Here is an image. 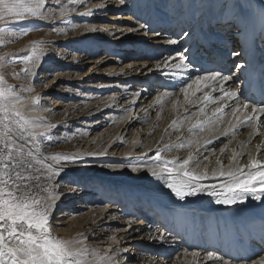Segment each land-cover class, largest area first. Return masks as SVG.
I'll return each mask as SVG.
<instances>
[{
	"label": "bare ground",
	"instance_id": "bare-ground-1",
	"mask_svg": "<svg viewBox=\"0 0 264 264\" xmlns=\"http://www.w3.org/2000/svg\"><path fill=\"white\" fill-rule=\"evenodd\" d=\"M106 1H111L107 4L106 11L112 12L116 7L133 9L134 18L130 19L127 16L122 18L131 21L128 24H132L133 27L121 25L115 30L116 27L107 26L109 27L107 38L96 41L106 44V47L111 45L114 49L107 48L106 53L111 52L113 55L108 56L101 52L102 57L96 56L85 62L89 67L83 74V81L105 80L104 85L116 91L108 104L104 102L105 105L99 106L89 115L91 117L88 118L91 120L89 127L99 128L102 122L103 126L111 125L108 119L96 121L104 118L106 112H113L115 116L122 118L116 127L117 134L120 132L126 134L130 128L145 123L147 125L144 133L154 138L145 137L142 149L135 154L136 158H140L138 160L150 159V155L156 152L168 153L173 150V154L169 156L176 162L170 167L176 170L171 176L172 180L180 182L186 179L179 169V163L188 159L190 155L192 159L187 169L196 174L207 172V177L199 181L205 191L189 196L184 201H178L164 186L168 182L167 175L165 174V180H159L151 174L152 170L159 172L160 166L134 163L132 166L120 168L108 179L110 188L115 187L121 195L119 205L131 203L129 207L132 209L131 212L128 210V217L116 222L122 225L130 223L127 228L117 229L120 239L124 241L123 243L133 244L135 247L140 245L148 251L152 248L154 249L152 251L162 249L165 255L178 250L180 252L176 255L184 256L187 264H222L220 260H209L208 252H213L214 256L223 259H230L235 264H239L244 258L252 260L264 257V241L260 239L258 230L249 238L238 236L233 227L235 222L241 220L264 217V192H257V195L261 196L260 201L245 196V203L231 207L217 205L214 202L216 197L209 195L212 186L219 189L220 184L227 179L219 175L220 171L247 165L249 156L264 160V115L256 121L251 108L247 110L241 108L236 113V116L240 117L238 120L232 111L238 103L247 102L256 106L254 96L259 89L256 85L264 73V40L259 38L264 0H244L245 22L248 24L246 37L239 36L236 30L229 31L221 27L223 20L231 18L233 9L226 8L221 17L218 15L219 0H208L195 12L192 10L196 6V0H187L186 5L183 0H149L151 4L145 17L143 11L136 7L137 0H126L123 6L113 5L115 0ZM194 17H197L196 21L185 31L189 32L190 36L185 37L182 33L185 19ZM136 19L139 22H135ZM155 24L163 26L159 28L160 32H156L159 35L146 33ZM130 28L136 31L130 32ZM172 28H175V31L169 36L168 32ZM172 35L175 38H171ZM129 36L134 38L129 44H123ZM231 51L242 52V55L233 57ZM259 57H262L260 63L256 67L250 66L251 60ZM181 59L189 64L186 74L175 67ZM166 60L167 64L164 63ZM213 62H216V65ZM237 64L247 66L241 69L236 67ZM209 72H221L231 79L226 84L210 83L207 88L201 85V91L192 96L197 87L196 79ZM188 85H192L189 89L192 103L185 102L182 92ZM221 87L238 92L239 100L222 99ZM205 93L214 100L204 102L202 97ZM221 103L227 107L223 113L214 115V110ZM245 112L253 116V122L257 123L256 129L252 123L245 122ZM198 122H202V131L200 126L193 128ZM233 125L236 127L233 128ZM208 140H212V143H206ZM132 144L138 145L134 142ZM30 146L35 154H42L34 144ZM234 153L237 154L235 160L232 159ZM204 156L206 158H203ZM218 160L221 163L218 164ZM82 207L87 206H79ZM121 209L118 205L115 207L110 205L106 211L119 212ZM138 215H144L145 221L141 219L132 223ZM58 216L59 221L55 224L63 225L66 220L62 218L67 217V214ZM104 223H107V220L97 224L96 229L103 227L101 225ZM153 223L158 225L152 226ZM161 234L164 236L163 240L160 239ZM109 250H113V247L108 245L106 251ZM237 250H241L245 256L225 258L226 253L235 254ZM193 253L197 255L194 256ZM143 255L146 256H144L146 264L168 262V259L163 261L162 257H150L144 253Z\"/></svg>",
	"mask_w": 264,
	"mask_h": 264
},
{
	"label": "rangeland",
	"instance_id": "rangeland-1",
	"mask_svg": "<svg viewBox=\"0 0 264 264\" xmlns=\"http://www.w3.org/2000/svg\"><path fill=\"white\" fill-rule=\"evenodd\" d=\"M183 1L186 5L187 0ZM207 1L196 0V6L192 11L195 12ZM109 2L111 1L84 0V3L69 4L68 0H60V4L57 5L54 0H45L43 17L28 16L21 21H14L9 17L7 20L0 21V29H8L0 31V57L4 58L0 60V77H3V84L0 86L14 89L24 103L23 110L26 116L32 118L33 123L54 126L48 129L46 135L38 137L34 143L29 142L41 150L42 154L33 152V157H26L33 164V179L28 180L27 184L32 187L33 194L40 198L47 195L43 191L45 188L51 186L52 190L56 191V198L52 201L55 207L50 211L49 219L51 235L70 241L74 248L87 249V254L81 258L85 264H92L93 261L96 264H111L104 257L115 253L117 247L126 249L125 252L114 257L118 264L127 262L146 264L144 263L146 256L143 253L150 257H162L163 261L168 259V262L164 264H187L184 256L176 255L180 252L178 250L165 255L162 249L152 251L154 250L152 248L148 251L140 245L135 247L133 244L123 243L117 231L130 226V223L122 225L116 222L127 218L129 215L127 212L128 210L131 212L132 208L129 207L131 203L126 204L128 206L119 205L122 200L121 195L115 187L110 188L109 177L120 168L132 166L134 163L160 166L162 161H174L173 157L169 158L174 151L160 152L161 160L156 159L157 152L151 154L150 159L138 160L140 158H136L135 154L142 149L145 137H152L144 133L147 124L141 123L139 127L130 128L126 134L119 130L120 134H117L116 127L122 118L115 116L113 112H106L104 118L96 119V121L108 119L111 125L103 126L104 122H102L99 128L89 127L91 125V120H88L91 118L89 115L99 106L108 104L116 91L113 88H107L105 80L83 81V74L89 67L85 62L96 56L102 57L101 52L106 53L107 48L114 49L111 45L106 47V44L96 41L107 38L109 34L105 31L107 28L116 27L115 30H118L121 25L133 27L132 24H128L131 21L122 20L126 16L130 19L134 18L133 9L116 7L112 12L101 9L94 11V14L90 16L81 15L95 4L107 5ZM221 2L223 0L218 1L219 4ZM150 4L149 0H137L136 7L139 11H143L145 17ZM113 5H116L115 2ZM69 9H75V11ZM196 19L197 17L186 18L182 33ZM135 22L139 20L136 19ZM93 26L97 31L91 30ZM161 27H163L161 24H155L146 33L160 32ZM174 31L175 28H172L168 35L170 36ZM172 36L171 38H175L174 35ZM133 38V36L127 37L123 44H129ZM34 47L41 53L42 58L32 63L26 57L31 54ZM106 54L113 55L111 52ZM213 64L216 65V62ZM33 97L38 99L37 104L31 103ZM133 142L138 145L134 146ZM54 154L76 155L77 158L71 164H58L50 159ZM171 166L172 164L168 165L169 168ZM56 169H61L62 175L58 178L54 177L51 182L35 179L36 175L42 172L47 174ZM77 184L81 186L80 189H76ZM70 190L75 194L66 195ZM80 205L87 207L79 208ZM110 205L112 207L118 205L122 209L119 212L112 210L108 212L106 209ZM59 214H67V217L62 218L66 220L63 225L55 224L59 221ZM141 219L145 221L144 215L136 216L132 223ZM106 220L107 223L97 230V224ZM153 224L152 226L158 225ZM108 245L113 247V250L106 251ZM132 251L135 253H131ZM246 254L250 255L248 252ZM235 255H238V258L245 256L241 250H237L235 254L226 253L225 258Z\"/></svg>",
	"mask_w": 264,
	"mask_h": 264
},
{
	"label": "snow or ice",
	"instance_id": "snow-or-ice-1",
	"mask_svg": "<svg viewBox=\"0 0 264 264\" xmlns=\"http://www.w3.org/2000/svg\"><path fill=\"white\" fill-rule=\"evenodd\" d=\"M69 4L84 3V0H68ZM57 5L60 0H54ZM116 6H123L126 0H115ZM108 5L104 3L95 4L92 8H88L81 15H93L94 11L105 9ZM46 7L45 0H0V21L7 20L9 17L14 21L24 20L26 17H43L42 11ZM231 7L233 14L230 19L223 20L221 27L231 31L236 30L239 36H247L248 24L245 22V2L244 0H223L219 4V13L223 17V12L226 8ZM75 11V9H69ZM66 14V13H65ZM262 27L260 29L259 38L264 40V9H262ZM144 27V25H141ZM7 28L0 31H7ZM92 31H97L93 26ZM107 31V30H105ZM130 32L136 31L134 28L129 29ZM26 34V33H24ZM159 35V33H156ZM185 37L190 36L189 32H184ZM247 42V41H245ZM176 43V41H170ZM253 46L255 41L252 42ZM252 48L250 47V52ZM231 56L238 57L242 52L231 51ZM41 53L34 47L31 54L26 59L32 63L41 59ZM0 57V60H3ZM165 64L168 61H164ZM247 64H237L236 67L244 68ZM159 67V65H157ZM181 73H187L189 64L181 59L180 63L175 66ZM27 71V69H25ZM231 79L230 76L223 75L221 72H209L204 76L196 79L197 85L195 92L191 95L195 96L196 92L201 91V85L204 88L209 87L210 83L226 84ZM3 84V77H0V85ZM261 94L264 95V73L261 74L260 80L256 85ZM192 85H188L182 89L186 103H192L189 95V89ZM223 93L222 99L239 100L240 94L234 90H225L220 88ZM204 102L213 101L214 98L205 93L202 97ZM39 101L36 97L32 98L31 103L37 104ZM226 105L220 104L214 110L215 114L224 112ZM243 108L245 110L251 108V113L255 115L256 121L264 115V104L260 106L250 105L247 102L237 104L233 108V115ZM24 103L21 98L15 93L11 87L5 88L0 86V264H85L81 259L88 250L74 248L70 241H66L51 235L49 225L50 211L55 207L52 201L56 198V191L49 188L43 189L47 195L40 198L33 194L32 187L27 184L28 180L33 179V164L26 157H33V151L29 142L47 134L50 125H39L33 123L32 118L26 116ZM201 112L203 109L201 108ZM245 122L252 123L254 129L257 128V123L253 122V116L247 112L244 113ZM236 119H240L236 116ZM200 126L203 130L202 122L193 125V128ZM233 128L236 126L233 125ZM42 129V130H40ZM226 134V133H225ZM212 143V140L206 141ZM183 147V145H182ZM27 149V150H26ZM223 151V150H222ZM259 147L257 152H259ZM236 153L232 159L235 160ZM76 155H61L54 154L50 159H53L58 164H71L76 160ZM156 159L161 160V153H156ZM192 157L183 160L179 163V169L182 171L183 177L186 179L176 182L171 179L174 169L168 165L176 163L175 161H162L160 171H151L154 177L159 180H165L167 175L168 182L164 185L167 187L178 201H184L189 196H195L200 192L205 191V188L200 186L199 181L207 177V172L196 174L189 171V165ZM217 163H221L219 160ZM62 175L61 169L49 171L47 174L40 173L35 179H44L46 182L53 181V178H58ZM215 175V173H214ZM219 175L226 177V181L221 183L219 189L212 186L209 195L215 196L217 205L231 207L235 204L245 203V196L251 197L253 200L260 201L261 196L257 192H264V160L258 159L256 156H249L247 165H240L237 168L227 171H220ZM71 188V186H69ZM79 184L76 189H80ZM74 191L70 190L66 195H73ZM234 230L238 236H248L251 238L258 230L259 237L264 241V217L253 220H241L235 222ZM160 239L164 236L161 234ZM82 243V242H80ZM126 249L117 248L112 255H106L104 259L111 264H118L114 260L115 256H119ZM94 256L95 252L92 253ZM197 255V253H193ZM209 260H220L222 264H235L230 259H223L220 256H214L213 252L207 253ZM92 264H96L95 261ZM239 264H264V257L249 260L241 259Z\"/></svg>",
	"mask_w": 264,
	"mask_h": 264
}]
</instances>
